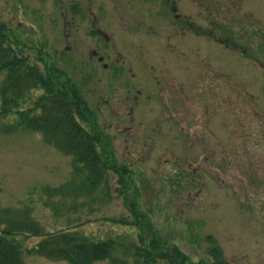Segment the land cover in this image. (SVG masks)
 Instances as JSON below:
<instances>
[{
    "label": "rangeland",
    "instance_id": "374dc122",
    "mask_svg": "<svg viewBox=\"0 0 264 264\" xmlns=\"http://www.w3.org/2000/svg\"><path fill=\"white\" fill-rule=\"evenodd\" d=\"M0 20L31 62L76 86L80 123L136 203L132 215L112 182L110 201L81 213L84 233L140 234L178 249V264L209 263L212 244L230 264H264V0H0ZM15 122L0 114V207L70 176V158L39 133L3 131Z\"/></svg>",
    "mask_w": 264,
    "mask_h": 264
},
{
    "label": "trees",
    "instance_id": "16d2710c",
    "mask_svg": "<svg viewBox=\"0 0 264 264\" xmlns=\"http://www.w3.org/2000/svg\"><path fill=\"white\" fill-rule=\"evenodd\" d=\"M8 31L7 24L0 20V114L16 115L14 126L3 131L22 129L39 133L46 143L70 158L71 170L65 182L42 186L37 200L28 194L19 206L0 207V264H25L24 253L68 264H94L104 260L111 264H128V261L178 264L176 260L181 256L178 249L163 243L161 248L153 242L144 244L140 234L136 242L120 241L117 237L97 238L80 229L85 219L88 221L87 217L81 219L84 212L95 211L91 208L93 205L110 201L112 182L118 185V195L132 215L136 214V203L128 198L125 190L129 186L122 175L102 155L99 136L80 123V110L86 109V104L76 86L71 82L61 83L52 69H42L31 62L10 41ZM38 90L41 92L33 96ZM114 173L119 174L116 180H113ZM35 204L50 212L53 229H47L34 217ZM137 224L130 225L136 228ZM20 235L39 239L24 249L17 239ZM209 249L212 260L197 264H230L216 244ZM116 250L121 253L120 258L116 257Z\"/></svg>",
    "mask_w": 264,
    "mask_h": 264
}]
</instances>
